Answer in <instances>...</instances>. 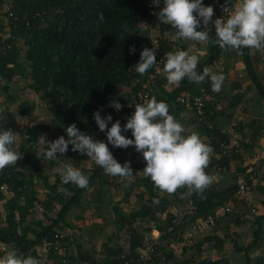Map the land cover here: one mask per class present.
Listing matches in <instances>:
<instances>
[{
	"label": "trees",
	"instance_id": "trees-1",
	"mask_svg": "<svg viewBox=\"0 0 264 264\" xmlns=\"http://www.w3.org/2000/svg\"><path fill=\"white\" fill-rule=\"evenodd\" d=\"M235 2L236 0H229V6L234 5ZM154 3L155 0H0V7L10 4V9L0 14V80L4 82L1 88L7 93V100L14 104L17 99L11 95V84L17 77L29 79L28 88L38 95L51 118L49 124L31 123L24 127L26 140L20 148L22 158L17 165L8 166L0 171V187L5 188L3 191L0 190V202L5 200L7 209L4 213L0 208V221L4 222V226L0 225V242L10 246L18 255L40 258L39 248L45 245L52 246L58 234L62 244L61 254L72 264L84 263V261H88L89 264H124L126 260L139 259V250L152 241L151 233L154 225L162 236L156 255L150 261L151 264H159L162 261L161 255H164L167 261H174L175 264H192L193 259L176 260L172 251L166 252L164 244L183 239L187 228L210 218L215 219L214 229L191 246L196 247V254L199 256L205 243H214L219 251L224 249L229 234H225L222 238L214 234L218 225L216 215L226 202L235 200L239 185L234 183L231 186L221 185L219 188L210 185L205 189L203 198L193 193L191 212H187L179 224H173V220L179 217V211L176 213L171 211L169 195L161 192L150 178L142 175L140 180H134L129 186L126 196L120 201V204L123 201L121 206L114 202L111 205L113 213L110 218L116 226V231L126 230L129 234L128 252H124V242L117 244L116 247L105 244L106 257L100 262L95 261L88 252L83 253L81 249L75 255L70 252L73 243L71 236L61 235L63 228L71 226V222L67 219L69 212L83 203L88 191L96 190L99 201L101 194L108 193L109 179L113 177L112 180L117 178L122 180V178L106 175L100 166H95L87 176L88 187L82 189L73 183H62L59 172L55 173L54 182H50L49 174L44 173L39 165V162L45 159V155L39 157L37 151L38 137L41 134L56 128L61 135L68 138L65 129L74 123L81 132L99 140L107 135L106 131L99 130L93 118L97 110L100 111L102 118L106 119L108 115L113 117L112 121L108 122L109 128L117 120L123 128L131 116L130 112L135 111V105L142 104L153 96L157 101L166 102L169 113L180 120L185 127L194 123L198 126L199 136L207 138L203 142L213 149L210 163L205 169L208 174L215 173L218 177H224L231 170L233 160L239 159L242 163L243 152L251 151L253 144L249 145L242 141L239 145L243 152H236L231 156L222 154L221 144L224 142L229 144L233 136L231 137L228 128H219L212 123L214 107L208 103V100L202 120L196 115V110L192 118H187L185 115L192 110L190 106L187 107L181 102L182 95L184 93L198 95L202 87H205L208 95H212L215 92L212 90L210 80L206 79L201 84H196L184 79L179 85L169 87L163 73L164 60L158 74H156L157 65L144 75L137 73L133 68L139 62L140 54L145 47L156 51L157 62L167 52L176 51L172 49L168 40L170 36H176L175 30L170 25L161 24V36L157 38V44H154L150 37L151 23L160 22L158 18L160 9L153 6ZM203 4L214 8L213 17L216 19L224 14V7L228 6L226 0H203ZM101 14L103 19L100 18ZM197 30H204V26L200 25ZM215 39V30H211L207 42L209 57L204 62L198 63V72H202L206 66L216 67V63L220 60L224 49L212 43ZM179 40L177 50L185 51V40L182 38ZM132 46H135L136 51L130 54ZM239 51L242 53L248 77L257 89V95L264 100V84L252 63V51L260 52L248 48ZM150 75H155L154 88L152 87L153 91L148 98H143V85ZM121 87L129 88L131 92L117 95ZM112 101L123 105L122 109L117 111L111 107ZM36 107L34 102L24 101L19 104L18 114L22 117L28 116L36 110ZM181 114H184L183 119ZM1 116L0 124L7 130L15 132V115L10 109L6 111L0 109ZM122 134L134 139L131 130ZM130 148L131 146L127 149L113 146L111 152L123 165L128 162ZM84 157L85 154L72 151V145H69L67 153L58 154L57 159L50 160V163L57 166L60 163L71 164L74 167V165L78 166ZM130 166L133 169V177L140 169L146 167V161L142 158L140 164H130ZM215 166H218V170L217 167L214 170ZM239 172L242 174L245 168H240ZM36 179L43 183L44 199L39 197L36 190ZM137 187L143 188L136 194L138 202L142 204L132 210L131 200ZM186 191V188L178 189L174 197L182 196ZM257 191L264 194V185L259 183ZM7 193L10 195L8 198ZM154 199H158L159 203H154ZM38 205L47 222L44 219H29ZM58 206L59 210L55 213V217L50 218L49 214L55 212ZM233 219L232 225L239 226L244 222L241 216ZM139 222L153 225L149 224L144 227V231H141L138 228ZM227 225L231 226V223L228 222ZM250 227L252 241L248 245L244 246L233 241L234 250L244 253L245 264H251L250 253L258 249L261 246L260 242L264 240V214L257 216ZM114 236H110L109 241ZM195 264L233 263L229 257L222 255L216 260L204 258Z\"/></svg>",
	"mask_w": 264,
	"mask_h": 264
},
{
	"label": "clouds",
	"instance_id": "clouds-1",
	"mask_svg": "<svg viewBox=\"0 0 264 264\" xmlns=\"http://www.w3.org/2000/svg\"><path fill=\"white\" fill-rule=\"evenodd\" d=\"M160 2L161 0H155V6L160 7ZM226 4L228 6L224 7V12L229 11V16L226 20L218 18L214 21L216 39L212 43L224 50L248 48L264 54V0H237L231 8L229 0H226ZM213 15L214 8L205 6L203 0H163L158 18L161 24L170 25L179 38L204 44L209 41ZM100 18L103 19L102 14ZM201 22L204 30H197ZM135 51V46H132L130 54ZM163 60V73L168 86L179 85L184 79L196 84L207 79L214 92L222 90L225 75L215 73L207 66L202 72H198L199 57L196 54L176 50L167 52ZM156 64V51L145 47L139 62L133 68L144 75ZM157 71L160 69L157 68ZM110 106L117 111L123 107L117 101H112ZM183 117L184 114H181V119ZM93 118L99 130L106 131L108 143L124 149L134 146L137 152L142 153L146 161L143 175L150 178L161 192L172 195L178 189L186 188L182 198L193 193L203 198L205 189L213 183L215 177L205 171L213 149L203 142L198 133L193 131L186 135L185 126L169 113L168 104L157 101L155 96L142 104L137 103L134 114L127 119L123 128L119 120L109 128L108 122L113 117L108 115L106 119L102 118L99 110L94 113ZM128 130H131L134 139L122 134ZM65 132L67 139L60 136L53 142H46L44 136L40 137L42 144L47 143L46 159H56L58 154L67 153L69 145H72V151L86 154L106 175L122 179L132 177L130 163L121 165L109 150L108 143L81 132L74 123ZM18 138L19 134L12 130H0V171L17 165L22 158L21 153L13 148ZM58 172L64 184L73 183L82 189L89 185V178L71 164L64 165ZM154 203H159L158 199H154ZM0 264H41V261L31 255H18L13 249L0 257Z\"/></svg>",
	"mask_w": 264,
	"mask_h": 264
},
{
	"label": "rangeland",
	"instance_id": "rangeland-1",
	"mask_svg": "<svg viewBox=\"0 0 264 264\" xmlns=\"http://www.w3.org/2000/svg\"><path fill=\"white\" fill-rule=\"evenodd\" d=\"M237 2V0H236ZM235 2V3H236ZM155 5V3L153 4V6ZM158 7L160 10L163 8V1L160 2V7ZM155 7V8H156ZM8 9H10V4H4L0 7V14L1 13H5ZM216 20V18H212V22L210 24L211 30H215L214 28V21ZM152 30L150 32V37L153 39V42L157 41V38L161 36V22H159L158 24H152ZM201 25L203 26V23L201 22ZM146 27V24L144 25ZM169 42L170 41H178L179 37L176 36H170L168 38ZM180 41V40H179ZM185 46L186 49L185 51H189L190 54H196L199 58H201V56H203V51L201 52V45L200 43L198 44L197 42H193V41H186L185 40ZM20 44L22 46L23 42L20 41ZM204 45V44H203ZM198 46H200V48H198ZM199 52V53H198ZM253 67L255 69V71L258 73L259 70H256V66L257 64H260V62L258 63V61L253 60ZM29 79H23V78H15L13 83L11 84V90L12 91V96L14 98L17 99V102L14 104H11L8 100H7V93L4 92L2 90V85H3V81L0 80V109L1 110H7L10 109V111L15 115V121H14V129H15V133L19 134V138L16 142V144H14V148L15 150L19 151L20 153V145L22 143L25 142L26 140V136L23 132L24 127L30 125L34 118H36L37 116H39V121L40 120H45V122L47 123H51V118L47 112V109L45 108V106L42 104V102L40 101L38 95H36L33 91H31L28 88V81ZM151 81H153V79H151ZM145 84V83H144ZM170 87V86H169ZM131 92V90L129 88L126 87H121L119 88V90L117 91V95H126L129 94ZM153 94V93H152ZM259 97V96H258ZM261 101L264 102V100H262L260 98ZM34 102L36 104V110H35V114H30L28 116H19L18 114V107L19 104L22 102ZM2 118V116L0 117ZM239 123V121H238ZM238 128V125H237ZM236 128V130L234 131V135H231L233 143H237V144H241L240 142L243 141L242 136H240L238 133H240V131H238V129ZM0 130H7L6 127H4V125L0 124ZM61 135L56 128L53 129L52 131V135H51V140L46 138V142H53L56 139H58ZM65 139H67L65 137ZM203 140H207L206 137H203ZM99 141H103L105 143H108L107 141V137L102 136ZM37 146L39 150V154L41 155L43 153L44 150H46L47 148V143H41V142H37ZM108 147L109 150H112L113 145H111L110 143H108ZM244 151V150H243ZM129 156H132L133 158H130V163L132 165L135 164H140L143 155L142 153H139L135 150L134 146H131L129 152H128ZM86 155V154H85ZM87 156V155H86ZM57 159V158H56ZM132 159H134L132 161ZM88 160V161H87ZM87 162L83 161L82 164H78V166L74 165V168L79 169L85 176H89L90 175V170H92L95 166V163L87 156ZM43 161V162H42ZM39 162L40 167L42 168V171L44 173H48L49 177H50V182H54L55 180V173L58 172L59 169H62V167L64 166L63 163H60V165H52L50 163V160L46 159L42 160ZM132 161V162H131ZM242 163L240 162V160H233L232 161V165H231V170L229 172H227L224 177H216V179H214L213 183L211 185L213 186H218L219 184L224 186V185H233L234 183L239 185L244 181L247 185L248 188L246 190V192L240 196L237 193L235 194V196H238L235 198V205L233 207V212L232 213H225L223 212V210H221L222 208H220L217 212V227L215 229V233L219 235L221 238L223 236H225V234H229V238L227 240H225V246L224 249L222 251L223 252L217 250L214 246V243H205L202 247V251L200 256L196 254V247H192L191 245L195 244L197 241L202 240L204 237H206L208 235V232H202L201 234H197L194 235V242L189 243V239H191L189 234H186L184 236L183 239L176 241V240H172L169 243L167 242V244L165 243V247H166V252H168L169 250L172 251L175 255L176 260H190L193 259V263L195 264L197 261L204 259V258H208L211 260H216L219 257H221L222 255L229 257V259L231 260V262L233 264H245V257H240L238 253H236V251H234V242L238 244H242V245H248L251 241H252V233H251V222H253L257 216L263 215L264 214V206H263V201H264V194H262L261 192L257 191V186L259 185L260 182H263L264 185V180H263V175H264V160L263 158H259L257 155L255 154H251L250 150H246L243 152V159H242ZM50 163V164H49ZM240 168H245V172H243L242 174L239 172ZM143 170L140 169L138 171V173L131 177L130 179H113V177H111L109 179V183L107 184V194H101V199L98 201L97 198L99 197V194L96 190L92 189L90 191H88L86 193V195L84 196V204H81L80 206H77L75 208H73L69 214H68V219L71 222V226L69 227H65L62 229L61 231V235L62 236H71L72 238V249L76 252L79 251L81 249V251L83 253L88 252V254H90L91 256H93V258L95 259V261L100 262L103 259H105L106 254H105V248L104 245L105 244H109L112 247H116L117 244H123L124 242V247L123 249L125 250L124 252H128V243H127V239L129 234L126 233V231L121 230L119 232H117L116 230V226H114L112 224V219L110 218V216L112 215V203H116L117 205H120V201L123 200V198L126 196V193L129 189V186L133 183L134 180H140V178L143 175ZM256 173V175L254 176L253 174ZM247 182H246V181ZM223 182V184H222ZM245 184V185H246ZM75 185V184H74ZM36 190L39 193V197L41 199L45 198V191L43 188V183L39 180L36 179ZM143 190V188H135L134 189V193L132 196V200H133V205L131 207L132 210H135L137 207L140 206V204L138 202V198L136 196V194H138V192H141ZM166 195H169L166 193ZM9 193H7V198L9 197ZM169 197L175 201V206L174 208H177L176 211L179 210V212H184V210L186 209L187 206V199L184 196L182 198V196H177V198L174 197V194L169 195ZM119 200V201H118ZM88 204H91V206L93 207L92 209L89 207ZM97 205V206H96ZM135 206V207H133ZM137 206V207H136ZM127 207V206H126ZM0 208L1 210L6 213V207H5V200L0 202ZM181 209V210H180ZM59 210V206L56 208L55 212H52L49 214L50 218L55 217V213ZM88 210L90 211V213H88ZM84 214V215H83ZM229 214V216H227ZM237 216H241V218L244 219V222L239 225H232L235 217ZM82 218V220H77V218L79 219ZM101 218H105V220H103V223L101 222ZM29 219H44L46 222L47 220L44 218L43 215V211L42 209L39 207V205L37 206L36 210L34 211L33 215L29 216ZM100 219V220H99ZM73 220V222H72ZM231 220V221H230ZM228 222L231 223V226H228ZM150 225L152 223H149ZM149 224H145L143 222H139L138 223V228L139 230L143 231L144 227H146ZM0 225L4 226V222L0 221ZM213 229V228H211ZM209 230V229H207ZM114 233V234H113ZM114 236V238H112L111 241H109L110 236ZM117 236H119V239H117ZM261 246H264V240H262L260 242ZM43 248V246H42ZM9 250H13L10 246L7 247V251ZM1 253L0 252V257H3L6 252ZM40 252V257L42 259H47V252L46 250L43 248L41 249ZM226 252V253H225ZM235 253V254H234ZM161 254H163L161 252ZM160 254V255H161ZM243 255V254H242ZM233 256L235 257V259L233 258ZM253 259L251 264H258V258H261L262 255L260 254H253L252 255ZM162 261L159 264H175L174 261H167L166 257L164 255H161ZM234 259V260H233ZM240 260V261H239ZM243 261V262H242ZM242 262V263H241ZM47 264V263H45ZM68 264H72L71 262H68ZM79 264V263H78Z\"/></svg>",
	"mask_w": 264,
	"mask_h": 264
},
{
	"label": "crops",
	"instance_id": "crops-1",
	"mask_svg": "<svg viewBox=\"0 0 264 264\" xmlns=\"http://www.w3.org/2000/svg\"><path fill=\"white\" fill-rule=\"evenodd\" d=\"M200 45H201L200 51L201 52L203 51V56L199 58V62H204L209 57L208 46H207V43H205L204 45L203 44H200ZM198 48H200V46H198ZM252 57H253V60L258 61V63L260 62V64H257L256 70L257 69L259 70L258 75L260 76L261 81L264 84V54H262L261 52L255 53L254 51H252ZM210 68L212 69L213 72L218 73V74L223 73L226 77L222 90L218 93L217 92L212 93V95L210 94L208 97V101H209L208 103H210L211 106L214 107L212 108L213 109L212 110V113H213L212 123L219 128L227 129L233 122L238 123L239 121L237 129L238 131H240V133L238 134L242 136V139L244 142L248 143L249 145L253 144V148L251 149V154H255L259 158H263L264 160V102L260 100V97H258L257 89L248 77V74L246 71V65L243 62L242 53L239 50H234V49L233 50H223V53L220 56V60L216 63V67L212 66ZM31 114H35V111L32 112ZM185 115L187 116V118H192L194 113L193 111L189 110L188 113L187 112L185 113ZM32 123L33 124H49L45 122V120L39 121V116L34 118ZM239 126H240V129H239ZM185 128H186V134H190L193 131L198 133V126L194 123L187 125ZM52 131L45 133V134H41L38 137V142H40L41 136L48 137L47 139L51 140ZM201 139L203 140V137ZM38 147L39 146H37V150H39ZM20 148H21V145H20ZM46 151H47V148L46 150L43 151L41 155L39 154V151H38L39 157H42L43 155H45ZM130 158H133V157L132 156L127 157V161L129 163H130ZM86 160H87V156L85 155V157L81 159L79 164H82L83 161H86ZM133 160L134 159H132V161ZM255 175L256 173H254V176ZM260 183L263 184V182H260ZM220 186L221 185L219 184L218 186H215V187L219 188ZM169 200L171 201V205H172L171 211L173 213L178 212L179 210L176 211L177 208H174L175 206L174 203L176 200H173V198L172 199L169 198ZM132 203H133V200H131V204ZM82 204H84V199H83ZM88 205L91 209L93 208L91 204H88ZM88 213H90L89 210H88ZM159 217L162 218L161 216ZM77 220H82V218L79 217V219L77 218ZM101 220H102L101 222L103 223V220H105V218H101ZM112 224L115 226V224L113 223V220H112ZM152 227H153V232L151 233V236L157 235L156 233L158 231L157 228H155L154 225ZM43 248L45 249V246H43ZM43 248L40 247L39 248L40 251ZM70 252L74 253L75 255L78 253V251L75 252L72 248ZM221 252H223L224 254V251H221ZM236 253H238L241 258L245 257L244 253H239V252H236ZM253 254L262 255L261 258L257 257L256 260H258L257 261L258 264H264V246H260L258 249L250 253L251 260H254L252 257ZM47 257H48V253H47ZM233 258L235 259L234 256ZM243 261H245L246 263V257H245V260ZM43 263L51 264L50 258L43 259ZM79 264H89V262L84 261V263H79Z\"/></svg>",
	"mask_w": 264,
	"mask_h": 264
},
{
	"label": "built area",
	"instance_id": "built-area-1",
	"mask_svg": "<svg viewBox=\"0 0 264 264\" xmlns=\"http://www.w3.org/2000/svg\"><path fill=\"white\" fill-rule=\"evenodd\" d=\"M231 8V6H230ZM224 12V10H223ZM229 16V11H225L224 14L219 17L222 18L224 20H226ZM218 19V17H217ZM154 44H157L158 41H154ZM170 46L172 47L173 50H177L179 49V42L178 41H170ZM165 57V54L162 56L161 60L159 62H157V66H156V74H158L161 71V64L162 61ZM157 68L160 69V71H157ZM155 75H150L149 79L147 80V82L143 85L144 87V95H142L143 98H148L150 93L153 91L154 85H153V81H154ZM151 79H153V81H151ZM153 87V88H152ZM208 93L205 89V87L200 88V92L198 93V95H192L190 93H184L182 95L181 98V102L187 106V107H191V110L194 112V110H196V115L199 117L200 120L203 119V114L205 113L204 107L206 105V101L208 100ZM192 103V105H191ZM194 112V113H195ZM134 111L130 112V115H133ZM238 123L237 122H233L229 127L228 130L231 133V135H234V131L237 128ZM209 127L211 128V125H209ZM220 151L222 152L223 155H234V153L236 152H243V150L241 149L240 145L237 143H233V140L228 144L226 142L221 144V148ZM212 161V160H211ZM218 170V166H215L214 170L216 169ZM216 179L217 175L215 173H213V175ZM246 181V180H245ZM247 182V181H246ZM243 181L240 184V187L237 191V194L242 196L247 188L248 185ZM5 188L4 186L0 187V190L3 191ZM187 197V206L186 209L184 210V212H178L179 217H177L176 219L173 220V224H179L180 220L183 218V216L185 214H187V212H191V208L193 207V194L190 196H185ZM238 197V196H236ZM235 205V201L234 200H229L228 202L225 203L224 207L222 208L223 211L225 212H233V207ZM216 225L215 219L210 218L208 220H201L198 223L190 226L189 228H187V230L185 231V235L189 234L191 239H189V243L194 242V235L197 234H201L202 232L207 231L208 234L214 229ZM213 228V229H211ZM172 228H170L171 230ZM209 229V230H207ZM157 235H152V241L149 242V244L147 246H145L143 249L139 250V259H130V260H126L124 264H151V260L152 257L156 255V250L159 248L160 246V237L162 236V233L157 231L156 232ZM59 237L60 235H56L55 238V242L54 244L51 245H45V250L48 253V259L50 258V262L51 264H68L69 260H67L66 258H64V256L61 254V249H62V244L59 241ZM7 245L4 243L0 242V252L3 253L5 251H7ZM51 252H53V257H51ZM38 260H40L43 263V259L37 258Z\"/></svg>",
	"mask_w": 264,
	"mask_h": 264
}]
</instances>
